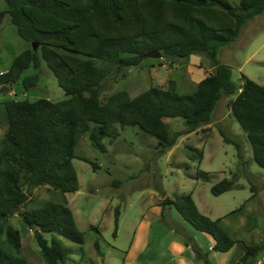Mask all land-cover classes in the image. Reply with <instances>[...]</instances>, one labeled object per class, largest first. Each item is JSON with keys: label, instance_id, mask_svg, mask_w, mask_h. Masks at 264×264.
Segmentation results:
<instances>
[{"label": "trees", "instance_id": "1", "mask_svg": "<svg viewBox=\"0 0 264 264\" xmlns=\"http://www.w3.org/2000/svg\"><path fill=\"white\" fill-rule=\"evenodd\" d=\"M4 1L8 10L0 11V29L9 15L19 36L37 43L40 53L24 51L0 74V94H9L20 83L26 91L37 87L38 73L23 74L45 63L66 98L58 102L9 99L0 104L8 123L0 141V234L6 237L0 242V264H29L21 255L20 232L8 226L11 212L27 204L28 192L43 186L63 194L79 190L73 160L86 133L93 147L105 151L103 139H116L120 128L138 127L156 138L159 151L165 152L182 136L210 124L224 97H234L229 104L232 115L248 136L254 161L264 169V86L243 76L239 87L232 80L231 68L219 60V48L234 42L248 21L264 13V0H240L238 6L229 0ZM155 51L162 58L205 56L214 73L191 94L179 93L171 82L168 89L152 87L134 98L118 91L102 100L103 84L113 67H139ZM179 118L185 129L171 131L165 119ZM224 141L236 146L242 160L240 143L225 135ZM198 157L202 159V153ZM199 177L209 179L207 174ZM234 182L224 179L211 192L221 196ZM166 204L174 205L198 231L211 235L216 251L228 252L237 244L220 219L199 211L192 195L163 201ZM20 216L25 229L35 231L46 264H66L69 251L60 239L49 241L44 234L76 244L85 241L67 201H47ZM118 217L119 210L116 222ZM259 250L260 246L248 247L246 258ZM242 262L253 264L254 260L247 262L244 257Z\"/></svg>", "mask_w": 264, "mask_h": 264}, {"label": "rangeland", "instance_id": "2", "mask_svg": "<svg viewBox=\"0 0 264 264\" xmlns=\"http://www.w3.org/2000/svg\"><path fill=\"white\" fill-rule=\"evenodd\" d=\"M229 1L234 6L240 4V0ZM6 10L7 3L0 0V11ZM29 49L32 43L19 36L7 15L0 29V74ZM219 60L231 68L232 80L239 87L243 76L264 86V13L248 21L234 42L219 48ZM35 73L40 76L37 87L26 91L20 83L10 94H0V104L9 99L58 102L66 98L45 63L39 70L31 67L23 76ZM212 73L211 60L202 55L148 59L135 68L113 67L101 96L105 101L115 92L126 91L134 98L152 87L168 89L171 82L176 83L179 93L191 94L198 82ZM233 98L224 97L210 124L182 136L165 152L159 151L156 138L138 127L120 128L116 139H103L105 151L93 147L90 133H86L76 148L78 158L73 160L79 190L63 194L48 186L35 188L28 192L25 207L10 215L8 226L21 235L22 257L29 264H46L35 231L25 229L20 213L47 201H67L85 235L84 243L44 234L49 241L57 237L68 249L66 264H244V257L247 262L264 264V169L254 161L248 136L232 115L229 104ZM165 122L171 131L185 129L183 119ZM7 128L5 110L0 105V141ZM222 134L240 143L242 160L236 146L226 143ZM202 174L209 179L198 178ZM224 179L234 180V187L214 196L212 187ZM186 195H192L202 214L220 219V225L237 242L231 250L216 251L211 235L194 228L174 205H163L165 200ZM5 238L0 234V242ZM179 245L184 252L174 254ZM252 246H260V250L246 258L247 248Z\"/></svg>", "mask_w": 264, "mask_h": 264}, {"label": "water", "instance_id": "3", "mask_svg": "<svg viewBox=\"0 0 264 264\" xmlns=\"http://www.w3.org/2000/svg\"><path fill=\"white\" fill-rule=\"evenodd\" d=\"M39 48V45L37 43H32V49L34 52H37ZM148 59H161L162 53L159 51L152 52L146 56ZM19 211V209H16L15 211L11 212L10 215L15 214Z\"/></svg>", "mask_w": 264, "mask_h": 264}, {"label": "crops", "instance_id": "4", "mask_svg": "<svg viewBox=\"0 0 264 264\" xmlns=\"http://www.w3.org/2000/svg\"><path fill=\"white\" fill-rule=\"evenodd\" d=\"M24 77V76H23ZM200 82V81H199ZM198 82V83H199ZM12 91L14 90V87L11 89ZM11 92V91H10ZM10 94V93H9ZM161 209V208H160ZM179 247H181L180 245H179ZM184 252V249L181 247V248H176L175 250H174V254H177V255H179V254H182ZM180 264H183V263H180Z\"/></svg>", "mask_w": 264, "mask_h": 264}, {"label": "built area", "instance_id": "5", "mask_svg": "<svg viewBox=\"0 0 264 264\" xmlns=\"http://www.w3.org/2000/svg\"><path fill=\"white\" fill-rule=\"evenodd\" d=\"M239 92H241V91H239Z\"/></svg>", "mask_w": 264, "mask_h": 264}]
</instances>
